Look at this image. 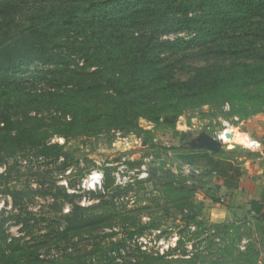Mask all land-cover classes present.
I'll return each mask as SVG.
<instances>
[{
	"label": "trees",
	"instance_id": "trees-1",
	"mask_svg": "<svg viewBox=\"0 0 264 264\" xmlns=\"http://www.w3.org/2000/svg\"><path fill=\"white\" fill-rule=\"evenodd\" d=\"M26 20L17 35H0V83L12 70L33 64L57 70L62 64L61 49L70 54L82 52L90 64L65 80L63 88L59 85L39 94L25 93V99L53 104L65 117L72 115L55 133L65 138L83 136L102 126L126 133L140 131V117L153 122L162 119L174 126L185 110L218 102L227 103L243 118L264 114V0H66L32 8ZM181 31H190L192 36L160 41L164 35ZM164 53L181 55L185 80L173 79L172 71L163 65ZM207 55H239L250 61L218 68L185 65L187 59ZM252 87L259 91L250 92ZM0 120V166L24 147L35 149L44 159H67L62 146L42 143L31 127L13 134L8 129L14 124L8 113H0ZM186 135L161 137L158 145L171 150L183 147ZM208 154L189 149L179 154V159L195 165L200 159L210 161ZM233 174L219 172L224 178L219 194L225 200L236 188L232 180L238 178V168ZM3 177L0 173V180ZM169 178L174 199L176 193L182 199L191 197L200 188L177 184L172 174ZM103 188L108 190L106 184ZM74 196L65 192L61 203L52 204L56 216L36 231L33 227L45 222V217L30 211L24 216L1 211L0 264H172L162 261L163 256L157 253L144 251L139 241H134L128 256L123 255L126 248L121 241L79 247L73 239L109 228L115 216L94 212L107 205L103 195L97 197L98 203L88 206L76 202ZM205 197V202H210L205 207L221 206V197ZM65 203L69 210L63 214ZM248 205V215L258 227L264 222V195ZM11 220L19 226L20 236L11 237L4 229ZM153 226L139 225L129 238L141 237Z\"/></svg>",
	"mask_w": 264,
	"mask_h": 264
},
{
	"label": "rangeland",
	"instance_id": "rangeland-1",
	"mask_svg": "<svg viewBox=\"0 0 264 264\" xmlns=\"http://www.w3.org/2000/svg\"><path fill=\"white\" fill-rule=\"evenodd\" d=\"M64 1L0 0V35L3 32L10 36L17 35L27 24L30 9ZM179 33L182 36H178ZM191 33L181 31L164 35L160 41H173L180 37L187 40ZM61 51L58 53L63 56L62 64L57 70L53 66L33 64L12 70L8 79L0 83V113H8L14 123L8 129L14 134L31 127L42 143L62 146L67 158L55 161L42 158L30 147L17 149L0 166V173L4 175L0 180V212L5 211L6 215L20 212L24 216L30 211L45 217V222L33 227L32 230L36 231L47 227L48 222L56 216L52 204L61 203L65 192L75 195L74 200L85 206L98 203L100 198L97 197L103 195L107 205L103 210L94 212L113 214L115 217L111 226L93 235L85 234L73 239L79 247H88L99 241L103 245H108L110 241H121L123 248H126L123 255L128 256L134 241H139L144 251L157 253L163 256L162 261L172 264H264V222H259L256 227L248 210L231 206L230 199H223L217 208L205 207V196L221 197L218 189V182L223 181L218 175L220 170L212 172L213 169H204L199 165L205 162L203 159L183 169L179 159V154L193 149L200 154L207 152L210 157L214 156L220 161L246 160L249 153L242 147L248 139H256L250 134L253 128H257L252 120L262 121L264 114L243 118L227 103L218 102L185 110L174 126L162 119L153 122L140 117V131L126 133L102 126L91 128L83 136L65 138L55 133L61 127L60 123L72 115L65 117L53 104L25 99V93L39 94L51 88L57 89L59 85L63 88L64 81L72 74L81 73L82 69L90 66L84 61L82 52L70 54L66 50ZM162 57L163 65L172 71L174 80L187 78L180 62L181 55L164 53ZM249 61L250 58L239 55H207L187 59L185 65L218 68ZM49 70L53 72L49 73ZM249 91L258 92L259 89L252 87ZM251 107L248 106L250 113ZM227 123L232 127L235 142L229 140L230 144H222L215 135ZM184 124L188 129L182 132ZM180 132L187 134L183 147L171 150L158 145L161 137ZM205 141L218 143V150L209 151L202 146ZM261 146L260 154L264 156L262 143ZM224 169L225 166H222L221 170ZM94 173L96 178L92 183L90 177ZM171 174L175 183H183L189 188L193 186L194 190L197 184L199 190L185 199L175 192L174 199L169 190ZM104 184L108 190H104ZM227 203L228 208L225 206ZM68 210L69 204L65 203L62 213L66 214ZM245 218L247 222H244ZM145 223L154 226L144 230L141 237L130 239L129 233L138 231L139 225ZM236 227H241L240 231H235ZM4 229L11 237L20 236L19 226L13 220L5 224ZM113 232L115 235L110 237Z\"/></svg>",
	"mask_w": 264,
	"mask_h": 264
},
{
	"label": "crops",
	"instance_id": "crops-1",
	"mask_svg": "<svg viewBox=\"0 0 264 264\" xmlns=\"http://www.w3.org/2000/svg\"><path fill=\"white\" fill-rule=\"evenodd\" d=\"M252 121L253 123H255L254 127L257 126V128H253V132H250V134H252L254 138L260 139L264 148V119L262 121H259L258 123L255 122L254 120ZM187 129H188L187 125L184 124L182 127V132L186 131ZM254 133L256 134V136ZM210 140H213V138H210ZM246 151L249 153V157L246 160H242V161H240L239 159L235 161L228 159L221 160L223 163L221 164V166H219L218 164L219 162H221L220 159L219 158L217 159L214 156L211 157L209 156L210 161H205L199 164L204 169H210L214 165H216L215 166L216 168H212L213 169L212 172H214L215 169L220 170V172H225V174L230 177L234 176L233 170L235 168H238V172H239L238 178L232 180L233 181L232 183L234 184L236 183V188H233L229 191V197H230L231 206H235L236 208H240L242 210H248L249 207L248 202L250 200H252L253 198H260L262 197V195H264V156H262L260 152L258 153L256 151H251V150H246ZM222 166H225V169L223 171L221 170ZM221 179L223 181L222 183L218 182L219 187L224 184V178L221 177ZM222 191H226V189L222 187ZM205 201L206 199H204V205L206 203H210L208 201L207 202ZM217 207L219 206H216L215 208ZM225 215L226 213L224 214L223 218H225Z\"/></svg>",
	"mask_w": 264,
	"mask_h": 264
},
{
	"label": "built area",
	"instance_id": "built-area-1",
	"mask_svg": "<svg viewBox=\"0 0 264 264\" xmlns=\"http://www.w3.org/2000/svg\"><path fill=\"white\" fill-rule=\"evenodd\" d=\"M178 36H182V34L179 33ZM231 131H232V127H230L229 123L223 125V130H221L220 132H217L215 135L216 140L218 142H221L222 144L229 143V140L235 142L234 141V133ZM242 148L247 149V150L256 151V152H261V150H262L261 141H258L257 139H255V140L254 139H251V140L248 139V142ZM189 167H190L189 165L183 164V169H186ZM222 200H223V198L221 197L220 201L222 202Z\"/></svg>",
	"mask_w": 264,
	"mask_h": 264
},
{
	"label": "water",
	"instance_id": "water-1",
	"mask_svg": "<svg viewBox=\"0 0 264 264\" xmlns=\"http://www.w3.org/2000/svg\"><path fill=\"white\" fill-rule=\"evenodd\" d=\"M202 146H206L211 151L218 150V148H219L218 143H215L212 141H205V142H203Z\"/></svg>",
	"mask_w": 264,
	"mask_h": 264
},
{
	"label": "bare ground",
	"instance_id": "bare-ground-1",
	"mask_svg": "<svg viewBox=\"0 0 264 264\" xmlns=\"http://www.w3.org/2000/svg\"><path fill=\"white\" fill-rule=\"evenodd\" d=\"M95 178H96V174L94 173L93 175H91V177H90V181H91L92 183H94Z\"/></svg>",
	"mask_w": 264,
	"mask_h": 264
}]
</instances>
